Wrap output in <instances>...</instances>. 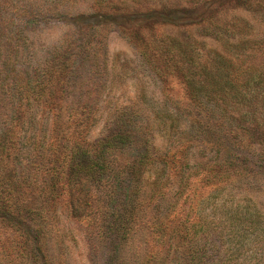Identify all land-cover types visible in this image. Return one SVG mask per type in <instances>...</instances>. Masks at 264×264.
Segmentation results:
<instances>
[{
    "label": "rangeland",
    "instance_id": "rangeland-1",
    "mask_svg": "<svg viewBox=\"0 0 264 264\" xmlns=\"http://www.w3.org/2000/svg\"><path fill=\"white\" fill-rule=\"evenodd\" d=\"M25 1L41 9L43 25L28 33L25 43L0 42V75L9 63L20 84L32 77L34 94L43 92L45 97L33 104L11 101L10 80L0 78V123L8 110H21L19 116L26 111V120L34 113L36 124L23 133L43 137L46 147L53 144L49 153H61L75 138L95 146L138 113L137 126L149 127L155 157L144 172L146 202L139 204L132 221L124 207L126 217H101L99 208L112 209L102 193L84 187L74 194L66 183L56 210L30 228L32 233L41 231L40 243H31L41 247L38 256L22 250L16 225L0 221V264H181L183 258L191 264H264V168L255 166L264 159V107L255 100L242 104L229 97L221 103L248 132L235 154L246 169L235 182L209 180L207 166L211 159L223 158L224 150L217 151L222 145L215 139L189 138L196 131L204 136L213 105H198L187 81L190 74L200 79V56L213 67L219 64L218 55L227 68L230 62L243 63L248 74L258 72L264 79V0H0V16L5 8L7 21L20 14ZM112 2L120 8H108ZM59 12L68 18L57 20ZM123 12L150 15L146 26L136 25L139 37L134 40L114 24L93 31L69 18L93 13L94 23L105 20L104 14L117 17ZM3 26L1 21L0 38L6 36ZM143 36L152 47L151 65L141 56ZM195 57L197 68L187 64ZM46 75L51 80L40 88L35 80ZM207 93L214 94L208 88ZM216 101L222 102L221 97ZM226 125L217 127L219 135ZM42 150L34 162L44 160ZM114 159L127 179L131 158L124 153ZM7 161L8 167H0L3 174L12 170ZM186 170L191 176L176 211L153 209L151 196L167 192V199H175ZM184 222L192 240H178L172 232ZM163 230L173 236L167 239Z\"/></svg>",
    "mask_w": 264,
    "mask_h": 264
},
{
    "label": "trees",
    "instance_id": "trees-1",
    "mask_svg": "<svg viewBox=\"0 0 264 264\" xmlns=\"http://www.w3.org/2000/svg\"><path fill=\"white\" fill-rule=\"evenodd\" d=\"M52 3L57 4L55 1ZM22 5L23 9L21 13L12 16L8 21L7 17L4 18L2 16L4 13L8 15L7 8L3 10L4 13H1L0 19L4 23L3 27L6 28V36H1L0 42L6 41L10 45L13 42L19 44L25 43L28 39V33L36 32L37 28L43 25L42 20L45 18H43L44 15L41 13V9H37V6H34L29 1H25ZM53 5L50 6V9L57 11L53 8ZM107 6L110 9L120 8L114 2L107 4ZM100 15L103 16V14ZM104 15L105 20L98 19L94 23L91 22L96 16L93 13L88 16L84 14L71 15L72 17L69 18L74 25H83L87 30L93 31H97L107 23L108 25L114 24L131 40H134L135 37H139L137 35L138 27L136 25H140L143 28L144 24L146 26L147 19L150 16L139 13L127 14L126 12L121 13L117 17H114L113 13ZM63 17L68 18L64 12L57 14V20ZM84 18V21L80 20ZM46 19L51 20L50 18ZM139 39L142 45L141 56L151 65L149 58V49L152 48L151 44H145L146 38L144 39V36ZM9 44L6 46L8 50L11 48ZM144 44L145 46H143ZM138 46H140L139 42ZM216 57H218L219 64L213 67L210 66L208 61L202 60L203 56H200L202 65L196 64V57V59L194 58L195 60L191 59L190 62H187V64L196 66V68L199 65L196 73L200 79H196L193 74H190V78L187 76L189 85L192 84L191 90L195 102L198 105L202 104V107L205 104L213 105L207 111L208 116L210 115L209 119L211 122L208 123L204 130V136H202L203 134L201 132H199L200 134H195L196 131L189 138L196 136L201 141L210 138L220 143L222 148L217 149V151L224 150V156L218 162L216 159L210 160L209 166H207L210 172H212L209 180L235 182L241 175L240 170L244 171L246 169L240 162L239 155L235 154L241 149V141L248 132L242 125H238L239 123L234 116L228 114L220 106H222L221 103L226 102V97H229L227 100L242 104L247 101L253 103V100H255L256 102L262 103L261 108L264 107V79L260 78L261 75L258 72L248 74L249 69H244L242 67L243 63L230 62L231 64L227 68L223 64V60L220 59L223 56L218 55ZM47 71L49 73L51 72L49 69ZM154 71L157 73L156 69ZM16 74L17 72L14 66L10 67L9 63L4 64L0 78L10 80L7 84L11 92L9 100L19 103H23V100H26V104L43 101L45 97L43 92L34 94L32 90L34 85L32 77L25 80L24 84H20L21 81L16 77ZM38 77L35 82L39 83V87L44 86L43 83L48 82L49 79L51 80V77L47 75L45 76L46 78ZM207 88L211 89V92L213 91L214 94L207 97ZM205 97L208 98L206 102L204 101ZM216 97H221L222 102L218 103ZM18 111L21 110L17 109L15 112L8 110L0 123V126L2 124L6 126L5 129L3 127L1 128V131L3 129L4 131H0V167H8V159H10L12 167V170L5 171L10 173L3 174L0 169V221L17 226L19 229V238H22L20 242L22 243V250L24 252L31 251L38 256L41 247L37 242L36 244L31 243L34 241L40 243L41 231L36 229L32 233L30 228L33 222L45 221V216L56 210L58 207L57 202L63 194V187L66 186V183L72 188L74 194H79L77 190L80 191L84 187H89L91 189L90 193L92 191H96L99 194L102 193L105 196L104 198H106L107 205H111L112 209L99 208L101 217H106L109 214H111L112 218L126 217L128 213L122 212L124 207L126 208L125 210L131 212V215H129L130 222L139 204L142 201L146 202L145 198L147 197L144 195V172L148 168L149 170L151 169L152 158L155 157L150 148V140L147 135L150 130L149 127H145L142 124L137 126V120L140 114H131L134 118H131L125 127H117L114 133L98 141L95 146L90 147L84 142H81L79 138H75L71 144L64 146V150L61 153H49L48 151L52 149L53 144L46 147L44 144L46 140L43 137L36 139L34 135L26 136L27 134L23 133L25 127L30 128L31 123H35L34 113H31L30 118H28L29 120H26V111H22L20 116L16 113ZM225 122H227V129L222 132V135H219L217 127ZM33 127L31 126L32 129ZM9 129L12 132H9ZM9 143H11V148H8L10 147ZM40 150H42L40 155L44 160L48 161L44 162V160H39V162H34V157L38 158ZM124 153L132 161L129 172L125 173L127 175V179L125 180L122 175L124 172L119 170L114 159L116 154L123 155ZM59 164L63 166L61 170L59 169ZM161 165L165 166L163 161H161ZM255 166L257 168H264V159L260 158L258 162L256 161ZM218 167L219 169L217 171L216 168ZM197 168L200 167L197 166ZM63 170H65V173L62 174ZM190 176L191 170H186L179 178L174 200L167 199V192H160L159 196L156 197L151 196L148 202L153 204L152 208L163 209L165 213L176 211L179 197L183 193L181 190L187 186ZM39 200L41 201L39 202ZM30 201L31 203L26 205ZM115 203H119L120 207H115ZM238 215L239 213L235 211L233 216L237 218ZM184 229L185 222L177 229H172V232L178 237V240L188 238L192 240L190 233L184 232L186 230ZM162 234L167 239L173 236L169 234V231L164 230ZM205 241L207 243L210 240L207 239ZM181 264L191 263L187 258H183Z\"/></svg>",
    "mask_w": 264,
    "mask_h": 264
}]
</instances>
